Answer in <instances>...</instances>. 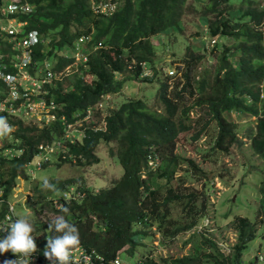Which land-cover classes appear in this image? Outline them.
Here are the masks:
<instances>
[{
  "label": "trees",
  "instance_id": "16d2710c",
  "mask_svg": "<svg viewBox=\"0 0 264 264\" xmlns=\"http://www.w3.org/2000/svg\"><path fill=\"white\" fill-rule=\"evenodd\" d=\"M28 1L34 5L33 12L23 14L21 19L29 21L28 28L38 29L48 40L35 48V59L39 63L49 58L55 71H63L74 64L75 58L61 52L74 54L77 38H87L89 60L82 63L75 74L56 81L47 95L64 101L65 112L70 117L107 94L119 96L130 81H147L140 79L139 74L141 63L152 64L157 56L152 37L174 27L180 28L189 9V0H114L116 10L107 14L96 8L107 0ZM237 3V0H207L201 8L191 6V12L207 18L208 33L220 42L216 41L205 53L187 47L184 57L178 59L182 74L176 77L177 81L172 83L174 76L170 75L156 77L160 87L155 104L136 97L137 94L127 96L119 107L109 111L106 130L88 131L82 143L68 144L69 152L78 156L77 164L81 165L99 161L95 150L102 141L113 143L109 154L123 167L121 177L113 179L111 185L99 193L81 185L79 190L86 197L80 202L64 201L62 206L69 209L67 213L46 197L51 191H65L74 180H68V185L62 180H51L55 190L45 192L35 187V191L41 192V200L45 198L40 207L46 202L50 212L63 215L75 225L80 245L98 253L93 259L104 256L108 264L121 248L133 252L138 245L134 235L140 231L154 234L149 231L154 227L164 238L173 239L188 231H194L195 238L188 254L162 262L146 259L145 264L259 262V256L248 261L244 253L258 231L264 229V168L257 187L256 220L237 215L230 221L237 238L227 251L206 233V226L198 229L208 215L206 198L210 195V186L214 187L211 185L214 180L202 163L199 165L195 159L176 152L180 134L193 129L192 112L203 111V116L209 117L206 127L211 123L217 127L211 146L216 153L229 154L233 146L242 143L237 123L240 118H255V128H251L247 136L253 152L264 161V0ZM0 15H3L1 8ZM100 43L103 46L97 47ZM206 58H215L216 62L197 74L195 70ZM37 65L40 68L42 64ZM88 75L92 77L90 80L86 79ZM189 100L191 103L187 104ZM233 112L238 120L232 117ZM204 130L205 126L193 134V140ZM61 133L60 123L40 129L22 127L20 137L28 148L23 157L15 161L13 177L23 172V164L30 159L35 141L51 140ZM207 156L204 155L203 160ZM183 165L185 172L202 184L200 188L195 184L185 186L187 173L177 177ZM52 219L36 222L32 232L43 233V238L35 239L40 252L47 238L59 235L48 229ZM136 226L143 229L136 230ZM261 238L264 240V230Z\"/></svg>",
  "mask_w": 264,
  "mask_h": 264
},
{
  "label": "clouds",
  "instance_id": "9594fccd",
  "mask_svg": "<svg viewBox=\"0 0 264 264\" xmlns=\"http://www.w3.org/2000/svg\"><path fill=\"white\" fill-rule=\"evenodd\" d=\"M107 1L108 2L106 3L100 2L96 8L99 12L112 14L117 8V2L114 0ZM24 2L28 3L29 6L32 7L31 12H8L7 6L9 4V0H1L0 8L3 11V15H0V52L3 55L6 54V57H3V62L11 64V59L14 57L15 53L13 50V44L15 41L11 40L10 42L9 39L12 36L9 35L7 38L6 33H2L1 29L2 27L9 26L12 21L15 20L17 23H22V32L18 34L19 37L27 36L33 31L37 32L38 40L31 47L32 55L30 61L22 69V76L26 77V79H23L22 85H19L17 89L21 92L27 90L30 93L31 89L35 88L36 90L33 92L32 97L40 100H46L47 102H53L56 105V110L54 112L57 118L49 124H42L41 121L29 118L27 115H11V113H9L10 115H0V216L4 214V216L0 218V254L11 251L9 261H6L5 264H24L25 262H27L26 264H107V260L104 256L93 259L91 262H79L74 259V254L78 253L80 250L90 253L92 256L98 255V253H96L95 250H89L80 245L81 241L78 228L69 223L63 215L57 214V212L53 213L57 217L50 221L48 229L50 231H54L55 233H59V235L47 238L46 244L40 252L35 242V239L38 238H34L32 235L35 228L30 222L28 216H22V212L25 210L29 199L31 200L28 208L36 209V211H44L45 209L49 210V206L46 202H44L43 207H40L41 202L45 200V198L41 200V192L35 191V187L39 190H43V192L48 191L49 189L55 190V186L50 184L51 180L59 181L61 179H39L43 180V183L41 185H36L39 180L36 182L33 188L36 192L35 196L30 195L32 187L27 186L29 191H26L23 186L27 188L25 186L26 184H32L35 182L37 176L39 175L38 172L43 171L42 169L46 170L52 164L56 166L64 163L77 164L78 156L69 152L71 147L68 146V144L77 145L82 143L85 137H87L88 131H104L107 129L106 117L109 113L105 112H108L109 106L106 101L108 100V96H112V94H107L95 104L88 106L83 110L76 111L72 117L68 116L65 112L64 105L66 103L64 101H56L52 96L47 97L49 89L54 86L56 81H63L64 76L75 74L79 70V66L89 60L90 52L86 50L85 46L87 38H77V41L73 45V47H75L74 54L71 55L67 51L61 52L62 55H66L67 57L74 56L75 58L74 64L66 66L63 71H55L54 63H52L49 58H45L41 63H39L35 59V48L41 42L48 43V40L38 29H29V21L21 19L23 14H30L34 9V5L28 0H24ZM103 8H106V10L103 11ZM101 46L103 45L100 43L97 47ZM37 64L42 65L39 68ZM141 68L139 78L148 79L145 82H150L158 76L156 74L160 73V69L155 62L152 64L149 62H143L141 63ZM163 70H166V68L163 67ZM6 72L14 74L15 68L13 66H9V68L6 69ZM175 73L176 69L174 68L169 70L166 75L174 76V78L179 77L178 74L175 75ZM87 77L91 76L88 75ZM33 79L37 82L36 85L29 83L32 82ZM43 79H47L48 81L43 83ZM0 97L3 98L4 101L7 100L10 102L15 100L13 90L9 89L4 79L0 81ZM136 97L139 98L138 95H136ZM23 98L24 97L20 99ZM14 104L18 106L20 101L15 100ZM58 123H60L61 126V135L56 134L51 140L40 139L39 141H35L32 147V153L29 157L30 159L23 164V172L19 171L16 176L13 177L12 170L15 166V161H19L28 148V145L23 143V140L20 137L21 128L30 127L40 129L48 126L54 127L57 126ZM68 133H70L69 136L67 135ZM95 153L99 157V161L95 163H99L101 158L96 150ZM151 164L154 165L155 163L151 162ZM68 180L74 181L68 185ZM62 181L67 183L68 188L65 191H54V193L49 191L52 195L48 193L46 197L47 201L53 202L58 209L64 208L62 206L64 201L80 202L84 199V197H86H83L82 190H79L81 185L95 193H99L102 189L100 188L95 190V188L89 187L86 182L84 183L83 180L79 182V180L74 178ZM112 181L109 180L108 186L111 185ZM57 194L59 197H55ZM68 211V208L63 209V212L65 213ZM146 230L148 229L146 228ZM153 230L155 233H160L155 228ZM123 251L129 252L126 247L121 248L117 251L115 258L109 260L108 264H133L128 261H124L121 258L120 254ZM130 253H132V251H130ZM168 258H170L168 260L170 261L172 258H178V256H171ZM41 259H44V261ZM146 259L162 261L165 257L158 259L152 253H149L141 259H138L134 264H145L144 262ZM261 260H264L262 256Z\"/></svg>",
  "mask_w": 264,
  "mask_h": 264
},
{
  "label": "rangeland",
  "instance_id": "374dc122",
  "mask_svg": "<svg viewBox=\"0 0 264 264\" xmlns=\"http://www.w3.org/2000/svg\"><path fill=\"white\" fill-rule=\"evenodd\" d=\"M205 1L207 0H189V9L180 24V28L174 27L163 34L152 37L151 40L155 44L157 52L154 62L160 69V73L156 75L163 78L168 74L169 70L175 68V75L178 74V76H181L182 72L178 69L181 60L178 59L184 57L187 47L190 46L194 51L205 53L208 47L213 48V45L216 44L215 41L220 42L217 37H211L208 33L207 18L205 16H198L199 13L195 11L190 12L191 6L193 8H201ZM237 1L240 4L242 0ZM215 62V58H206L201 65L197 67L195 72L200 74L205 66L214 64ZM163 67H165L166 70H163ZM86 78L88 80L91 79V77ZM175 81H177V78L172 79V83ZM159 82L160 81L156 80V78H154L153 82L130 81L124 87L122 94L120 93L119 96L114 94L107 97L108 100L106 103L110 108L108 112L106 111L105 113H109L111 109L119 107L121 103L126 100L127 96L130 97L135 94H137L139 98L151 102L150 104H155V97L160 87ZM29 83L32 84V82ZM189 103H191L190 100L189 102L187 101V104ZM192 115L193 129L189 132L180 134L177 140L176 152L195 159L199 165L202 163V167L214 180V182L211 183L214 187L212 188V186H210V195L206 198L208 215L201 224H199L198 229H204V226H206V233L217 239L222 248L228 251L237 238V233L229 224L230 221L237 215L246 216L252 221L256 220L259 198L257 187L263 177L264 161L253 152L250 146V140L247 136L251 128H255L253 125L255 118L242 117L240 121H237L239 127L238 134L242 143H237L236 146L231 148L229 154H224L213 152L211 149L217 131L216 125L211 123L206 127V121L209 117L203 116V111H193ZM232 117L238 120L235 112L232 113ZM203 126H205L204 132L197 140H193V134L197 133ZM113 145L114 144L105 142L100 143L96 149V152L101 158L99 163H94L92 165L64 163L59 166L52 164L46 170L42 169L43 171L38 172L39 175L35 182L26 184L25 186L32 187L30 191V195L32 196L36 194L33 190L36 182L39 179L44 180L45 178H51L53 180H66L69 178L79 179V182L83 180L84 183L86 182L89 187L95 188V190L107 187L109 180L112 181L113 179L121 177L124 172L119 162L109 154V149L113 147ZM204 155L208 156L203 160ZM182 167L183 168L177 172V177L187 173L185 172L186 166L183 165ZM186 175L189 178L185 186L195 184L200 188L202 185L200 182L193 179L190 173ZM43 180H39L36 185H41ZM23 188L29 191L28 187L25 188L23 186ZM40 188L45 189L43 187ZM30 200L31 199L27 201L22 216H28L34 228H36V222L41 221L43 218L57 217L52 212H49L48 209L39 213L36 209L28 208ZM138 228L143 229L142 226ZM138 228L136 226L135 229L138 230ZM153 229L154 228H151L149 231L154 232ZM263 230L264 229L261 228L258 231L256 239L250 242L248 249L244 253V259L249 261L250 258L254 259L256 256H259V262L257 261V264H264V260H261V256L264 258V240L261 238ZM32 235L34 238H43L42 232L35 231ZM150 235L142 231L137 232L134 235L135 239L138 241L136 249L132 253L123 251L120 254L121 258L124 261L134 264L146 254L152 253L158 259L165 257V259L169 260L170 258L168 257L171 256L179 257L188 254L192 247V240L195 238L194 231L181 233L173 239H163L160 233L157 232ZM10 253L11 251L0 254V264H5L6 261H9ZM26 263L27 262L24 264Z\"/></svg>",
  "mask_w": 264,
  "mask_h": 264
},
{
  "label": "built area",
  "instance_id": "2783aa9c",
  "mask_svg": "<svg viewBox=\"0 0 264 264\" xmlns=\"http://www.w3.org/2000/svg\"><path fill=\"white\" fill-rule=\"evenodd\" d=\"M105 10L106 8H103V11ZM7 11L20 13L31 12L32 7L29 6L28 3L24 2V0H9ZM1 31L2 33H6L7 38L9 35L12 36L9 41H15L13 44V50L15 53L14 57L11 59V64H7L3 62V57H6V54L3 55L0 52V81L2 79L5 80L9 89L13 90L15 100L20 101V104L16 106L14 104L15 100L9 102L7 100L4 101V99L0 97V115H10L9 113H11V115H27L29 118L41 121L42 124L51 123L57 118L54 112L56 110V105L53 102H47L46 100L33 98L32 94L36 90L35 88H32L30 93L27 90L21 92L17 89L19 85H22L23 79H26V77L22 76V69L30 61L32 55L31 47L38 40L37 32L33 31L27 36L19 37L18 34L22 32V23H17L15 20L12 21L9 26L2 27ZM9 66H13L15 68L14 74L6 72V69H8ZM47 81V79L42 80L43 83ZM36 84L37 82L33 79L32 85ZM22 97L24 98L20 99ZM67 135L69 136L70 133ZM73 257L79 262L93 261L92 254L83 250L75 253Z\"/></svg>",
  "mask_w": 264,
  "mask_h": 264
},
{
  "label": "water",
  "instance_id": "95a60500",
  "mask_svg": "<svg viewBox=\"0 0 264 264\" xmlns=\"http://www.w3.org/2000/svg\"><path fill=\"white\" fill-rule=\"evenodd\" d=\"M0 3H1V0H0Z\"/></svg>",
  "mask_w": 264,
  "mask_h": 264
}]
</instances>
